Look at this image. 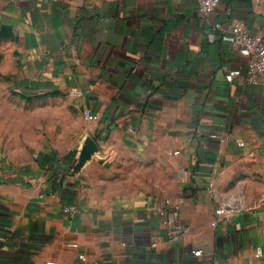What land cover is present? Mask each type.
<instances>
[{"label":"crops","instance_id":"obj_1","mask_svg":"<svg viewBox=\"0 0 264 264\" xmlns=\"http://www.w3.org/2000/svg\"><path fill=\"white\" fill-rule=\"evenodd\" d=\"M234 23L264 38L262 0H0L30 78L98 116L66 151L0 161V264H264V85L222 40Z\"/></svg>","mask_w":264,"mask_h":264},{"label":"rangeland","instance_id":"obj_2","mask_svg":"<svg viewBox=\"0 0 264 264\" xmlns=\"http://www.w3.org/2000/svg\"><path fill=\"white\" fill-rule=\"evenodd\" d=\"M87 130L86 119L68 92L30 78L14 31L0 24V161L22 164L40 153L66 151ZM260 167L253 178L254 194L261 200L264 162ZM132 176L137 179L128 187L148 184L143 171Z\"/></svg>","mask_w":264,"mask_h":264},{"label":"built area","instance_id":"obj_3","mask_svg":"<svg viewBox=\"0 0 264 264\" xmlns=\"http://www.w3.org/2000/svg\"><path fill=\"white\" fill-rule=\"evenodd\" d=\"M221 0H196L198 11L202 14L211 13L220 3ZM264 7V0H262ZM222 40L236 48L238 52L246 56V71L245 81L250 84L264 85V38L261 35H253L247 32L240 23H234L230 28V34L224 35ZM70 95H77L76 92H69ZM84 116L88 120H97L96 114H91L88 111L84 112ZM133 131L132 129H130ZM63 211L67 214H73L76 211V206L68 205ZM215 215L224 213L222 207H216ZM157 222L162 228L166 240H175L181 238L186 231L185 225L179 220L178 207L171 204L169 199H165L164 205L157 212ZM228 213V210H227ZM216 224L213 220L212 225ZM157 242L153 239L149 246H156ZM69 246H76L75 243H69ZM195 256L200 255V251H194ZM255 255L261 256V246H256ZM79 258H83L79 255Z\"/></svg>","mask_w":264,"mask_h":264}]
</instances>
